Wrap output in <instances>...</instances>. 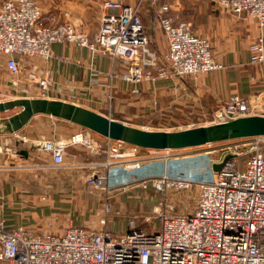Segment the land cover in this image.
I'll return each mask as SVG.
<instances>
[{
  "label": "built area",
  "instance_id": "obj_1",
  "mask_svg": "<svg viewBox=\"0 0 264 264\" xmlns=\"http://www.w3.org/2000/svg\"><path fill=\"white\" fill-rule=\"evenodd\" d=\"M151 2L163 29L168 51L160 57L151 47L142 18L143 6ZM166 0H139L128 5L119 1L103 4L101 26L95 41L73 24L46 25L38 0H6L0 6V55L13 85L25 76L44 98L52 84L49 70L24 72L23 61L39 56L51 61L55 44L70 43L121 60L127 70L121 79L128 84L155 83L171 78H197L222 68L211 42L197 36L191 24L176 23L168 15ZM219 6L234 16H245L257 24L261 34L251 47V63H264V0H219ZM139 94L138 88L133 90ZM69 98L75 99L71 91ZM264 116V107L249 99L231 96L213 112V124L240 118ZM107 117V116H106ZM110 118V117H108ZM111 119V118H110ZM114 120V119H113ZM189 126V129H192ZM187 130V129H186ZM264 142L263 137L234 139L183 150H152L113 141L90 130L73 135L69 143L81 146L103 161L84 165L91 170L87 185L102 195L104 217L101 230L71 227L64 234L35 236L23 228L5 229L0 221V262L9 264H264ZM256 143L250 150L243 147ZM67 143L44 140L43 153L50 155L55 169L65 167ZM128 147V150L125 149ZM2 151V150H1ZM227 156H232L226 161ZM246 157L243 165L240 159ZM162 162L163 173L143 180L165 196L196 188L198 198L188 214H174L175 207L160 203L153 230L146 232L130 218L129 231L115 235L108 229L113 197L132 184L121 169ZM215 164H223L216 172ZM210 171L212 180L209 181ZM164 210H163V209ZM117 215H121L119 212Z\"/></svg>",
  "mask_w": 264,
  "mask_h": 264
},
{
  "label": "crops",
  "instance_id": "obj_2",
  "mask_svg": "<svg viewBox=\"0 0 264 264\" xmlns=\"http://www.w3.org/2000/svg\"><path fill=\"white\" fill-rule=\"evenodd\" d=\"M106 1L134 4L130 0H38L44 24H73L86 33L91 42L99 32ZM165 3L170 7L168 15L176 23L191 24L197 36L211 42L213 56L222 68L196 79L171 78L137 86L121 79L127 70L123 61L75 44L60 43L53 45L49 62L39 56L23 61L24 72H51L52 84L47 95L41 98L35 94L36 85L29 90L31 84L25 76L14 86L12 77L8 86L17 97L11 101H64L132 127L145 120L180 122L202 113L213 114L235 95L249 99L255 107H264V63H251V47L261 34L257 24L243 15L226 12L219 6V0H166ZM143 11L151 47L163 57L168 44L151 2L144 5ZM4 62L5 56L0 55V84L1 71H7ZM135 88L139 89V94L133 93ZM71 91L76 92L75 99L68 97ZM9 116L12 115L0 114V118ZM72 125L48 116H36L20 132L0 135V221L4 222L6 230L23 228L35 236L62 235L71 227L101 230L102 195L87 185L91 170L83 166L103 161L105 157L93 156L81 146L71 145L70 138L83 131ZM55 130L68 134L66 164L61 169H55L51 156L40 149L42 135L49 137ZM22 151H27L28 156L21 155ZM163 170L162 162H151L129 171L132 186L113 197L114 212L108 225L113 234L123 235L129 231V219L120 220L115 213L121 211L119 196L123 194V200L128 201L130 192L145 184L143 180L158 177ZM155 208L160 211V204ZM150 225L137 224L143 230L152 231Z\"/></svg>",
  "mask_w": 264,
  "mask_h": 264
},
{
  "label": "water",
  "instance_id": "obj_3",
  "mask_svg": "<svg viewBox=\"0 0 264 264\" xmlns=\"http://www.w3.org/2000/svg\"><path fill=\"white\" fill-rule=\"evenodd\" d=\"M20 109L7 118H0V135H14L36 116L62 120L93 133L132 146L152 150H183L234 139L264 136V116L240 118L212 126L196 127L178 132L150 131L129 126L78 105L47 99H17L0 102V114ZM21 155L28 156L27 151ZM232 156H227L226 161ZM223 164H215L219 172Z\"/></svg>",
  "mask_w": 264,
  "mask_h": 264
},
{
  "label": "rangeland",
  "instance_id": "obj_4",
  "mask_svg": "<svg viewBox=\"0 0 264 264\" xmlns=\"http://www.w3.org/2000/svg\"><path fill=\"white\" fill-rule=\"evenodd\" d=\"M6 0H0V6L5 2ZM131 2H134L136 4L139 0H130ZM144 6L142 9V18L144 22ZM158 53V51H157ZM161 54V52L159 51ZM158 53V54H159ZM1 84H0V101L7 102L8 100L11 101V98L17 97L14 94V91L9 88L8 82L12 81V76L7 71H1ZM20 112V109H16L14 111L4 113L5 115H14L16 113ZM212 113L205 114L202 113L199 116H196L192 119H184L180 122H168L167 120H145L143 122L137 123V128L150 130V131H166V132H178L182 130L189 129V126H193L191 128L196 127H203V126H212L213 124V118ZM74 128H77L80 130L81 127L77 125H72ZM65 132H58L54 131L52 134H49V137H46V135H42L44 137V140H50L54 142H65L68 138V134L64 135ZM41 136V137H42ZM42 140V141H44ZM68 141V140H67ZM258 144L253 143L249 144L247 146L243 147V152H246L250 150L252 146H257ZM264 145V142L260 144V146ZM246 157H243L240 159L241 164L243 165ZM54 172H57L53 170ZM129 171L130 170H124L121 169L120 173L117 177H112V183L115 184L116 179H120L122 176L127 177V180H131V177H129ZM212 173L210 171L209 181L212 180ZM130 198L128 201L123 200L124 195L122 194L119 196L120 199H122V203H120L121 208H119L121 211H115V213L119 212L121 215L120 220H127L130 218H133L137 224H143L146 223L151 224L150 226H155V228L158 229V220L157 216L159 214V209H156L160 203L167 202L169 205L175 206V212L177 214H188L191 213L196 205V201L198 198V190L196 188H193L191 190H185V191H174L168 193L166 196L163 193L156 192L153 188L152 184L145 183L144 185H141L137 190L130 192ZM114 201H112L113 203ZM172 203V204H171ZM163 209V208H162ZM164 210V209H163ZM114 212V208H113ZM105 214V213H104ZM146 232L150 231L145 229Z\"/></svg>",
  "mask_w": 264,
  "mask_h": 264
}]
</instances>
